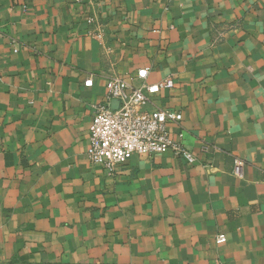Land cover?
<instances>
[{
    "label": "crops",
    "instance_id": "0c3cea01",
    "mask_svg": "<svg viewBox=\"0 0 264 264\" xmlns=\"http://www.w3.org/2000/svg\"><path fill=\"white\" fill-rule=\"evenodd\" d=\"M141 69L197 160L109 173L94 106ZM0 264H264V0H0Z\"/></svg>",
    "mask_w": 264,
    "mask_h": 264
},
{
    "label": "built area",
    "instance_id": "2783aa9c",
    "mask_svg": "<svg viewBox=\"0 0 264 264\" xmlns=\"http://www.w3.org/2000/svg\"><path fill=\"white\" fill-rule=\"evenodd\" d=\"M87 22L92 25L95 18L90 17ZM149 72V69L136 72L135 78L141 81L139 86L120 76H110L106 83L107 100L94 106L89 129L88 158L92 164L109 173H115L127 166L134 156L172 153L189 164L197 160L185 148L182 142L183 133L174 135L170 130V126H180L183 114L160 107L153 101V97L162 91L175 87L173 78L148 84L146 79ZM85 85L91 87L93 81L90 79ZM113 102H118L117 109L113 108ZM203 149L206 152L208 147ZM243 166V160H236V176H241ZM226 241L225 234H219L216 238L218 245Z\"/></svg>",
    "mask_w": 264,
    "mask_h": 264
},
{
    "label": "water",
    "instance_id": "95a60500",
    "mask_svg": "<svg viewBox=\"0 0 264 264\" xmlns=\"http://www.w3.org/2000/svg\"><path fill=\"white\" fill-rule=\"evenodd\" d=\"M113 104H116V106L114 105L113 107H114L115 109H117V108H118V102H114Z\"/></svg>",
    "mask_w": 264,
    "mask_h": 264
}]
</instances>
